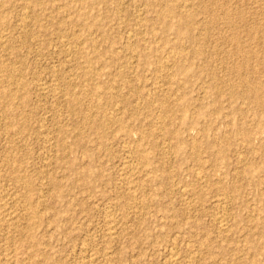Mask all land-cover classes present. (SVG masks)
Segmentation results:
<instances>
[{
    "label": "rangeland",
    "instance_id": "374dc122",
    "mask_svg": "<svg viewBox=\"0 0 264 264\" xmlns=\"http://www.w3.org/2000/svg\"><path fill=\"white\" fill-rule=\"evenodd\" d=\"M0 34V264H264V0H0Z\"/></svg>",
    "mask_w": 264,
    "mask_h": 264
},
{
    "label": "bare ground",
    "instance_id": "6f19581e",
    "mask_svg": "<svg viewBox=\"0 0 264 264\" xmlns=\"http://www.w3.org/2000/svg\"><path fill=\"white\" fill-rule=\"evenodd\" d=\"M1 3H2V2H1ZM2 4H3V3H2ZM87 20H88V19H87ZM1 35H2V34H0V37H1ZM148 49H149V48H148ZM2 64H3V63H2ZM0 69H2V67H1ZM1 72H2V71H1ZM12 75H13V74H12ZM13 84H14V83H13ZM98 85H99V84H98ZM17 90H18V89H17ZM16 92H17V91H16ZM96 96H97V95H96ZM148 99H149V98H148ZM92 117H93V116H92ZM144 153H145V152H144ZM24 178H25V177H24ZM1 206H2V205H1ZM4 207H5V206H4ZM1 209H2V208H1ZM12 211H13V210H12ZM1 212H2V211H1ZM5 213H6V212H5ZM12 214H13V213H12ZM9 217H10V216H9ZM10 219H11V218H10ZM4 221H5V220H4ZM4 221H3V222H4ZM221 223H222V222H221ZM222 225H223V224H222Z\"/></svg>",
    "mask_w": 264,
    "mask_h": 264
}]
</instances>
